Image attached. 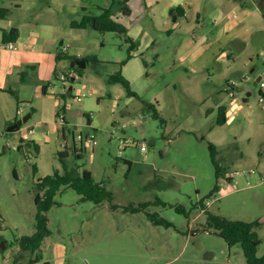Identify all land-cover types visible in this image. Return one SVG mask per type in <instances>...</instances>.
I'll use <instances>...</instances> for the list:
<instances>
[{"label": "rangeland", "instance_id": "rangeland-1", "mask_svg": "<svg viewBox=\"0 0 264 264\" xmlns=\"http://www.w3.org/2000/svg\"><path fill=\"white\" fill-rule=\"evenodd\" d=\"M123 1L115 0L113 13L136 43L130 60L125 35L71 26L101 15L112 0H0L10 9L0 20V264H248L239 245L210 227L209 215L259 220L257 257L264 256L263 19L234 36L263 0ZM223 26L234 31L219 37ZM2 28L17 30L24 50L52 54L57 78L48 62L17 65L19 46L5 49ZM58 54L67 59L57 62ZM75 60L89 62L79 72L71 68ZM119 72L134 96L110 83ZM220 106L228 110L223 126ZM29 113L18 131L7 132ZM28 129L39 154L17 150ZM81 140L76 162L105 182L111 203L62 190L47 213L50 236L39 251L22 252L20 239L35 233V184L62 172L58 153L67 150L72 164L70 150ZM124 140L130 144L121 154ZM144 203L150 205L139 210Z\"/></svg>", "mask_w": 264, "mask_h": 264}, {"label": "trees", "instance_id": "trees-1", "mask_svg": "<svg viewBox=\"0 0 264 264\" xmlns=\"http://www.w3.org/2000/svg\"><path fill=\"white\" fill-rule=\"evenodd\" d=\"M128 0L123 1L126 4ZM116 4L115 0H112L111 5L108 8L103 9V13L99 16H84L80 22H72L71 26L75 29H87L92 28L95 31L101 33H118L126 36V41L130 43V51L136 49V43L127 36L126 28L118 23L114 18L113 8ZM122 12L125 15H130V10L125 7L122 8ZM176 15L183 14L181 7L175 10ZM10 14V9L0 6V20H5ZM263 19H264V10H263ZM18 38V31L11 35L10 32H3V42L4 44L16 43ZM129 54L128 60H130L133 54ZM67 59L66 55L58 54L55 58L57 62ZM86 63L89 61L84 60ZM124 62L123 64H125ZM74 69V68H73ZM75 70V69H74ZM81 72V70H78ZM54 77L57 78V70H54ZM67 79L62 80L61 82L65 83ZM69 82L75 80V75L70 77ZM110 83L120 84L129 96H134V93L130 89L129 81L122 76V74L116 73L112 75L109 79ZM47 86L42 88L43 94L47 93ZM9 93L14 94L13 91ZM71 90H68L66 94H63V97L67 94H70ZM226 107L222 106L218 110V119L217 124L223 126L227 122V113ZM32 116V114H31ZM156 117H159L156 114ZM16 121H14L15 123ZM33 150L36 154H39L40 147L33 141H20L18 146V151H30ZM71 151V155L74 158V162L71 164L68 162L70 153L65 150L58 153L59 161L62 165V172L55 171L52 175L46 176L40 179L35 184V198L34 202L36 205V215H35V233L32 236L22 237L19 241V246L22 252L35 253L40 250L43 241L50 236V231L48 229V217L47 213L55 204L56 196L64 189H71L76 194L82 197L83 200L92 202L95 205H102L105 202L111 203L112 193L106 187L104 181L96 182L93 178L92 172L83 169L77 164V154L84 153V148L81 146L78 148L74 146ZM210 151L212 155V160L214 165L217 167V178L220 175V169L215 160L216 151L213 145H210ZM128 163L127 160H123ZM34 173H37V167H33ZM217 186L214 188L213 193L217 192ZM212 193V194H213ZM150 205V203H144L139 206V210L145 209ZM117 207L111 205V209H116ZM136 210V209H135ZM134 210V211H135ZM179 210V209H178ZM138 211V210H136ZM150 219L155 225L165 224L168 226L167 222L163 219H156L155 215H150ZM210 227L214 228L217 233L223 237L230 246L239 245L243 251L245 259L248 264H264V256L257 257V249L262 243V240L259 238L257 229L262 226L259 220L253 222H241V221H230L226 218L209 215L207 219ZM37 260L40 261V256H37ZM48 264V263H45Z\"/></svg>", "mask_w": 264, "mask_h": 264}, {"label": "crops", "instance_id": "crops-1", "mask_svg": "<svg viewBox=\"0 0 264 264\" xmlns=\"http://www.w3.org/2000/svg\"><path fill=\"white\" fill-rule=\"evenodd\" d=\"M258 7H259V9L256 12L255 11L246 12V14H245L246 16L244 18L245 21H242L241 24L238 25V27H240V28L242 27L243 30L240 31V29H239V31H235L234 32V36L235 37H243V36H245L248 33V31L253 28L252 21H257L258 22V21H260V19H263L264 0L260 3V5L258 4ZM181 9H182V12H183L184 9L182 7H181ZM263 21H264V19H263ZM2 30H3L2 31V35H3V32L6 31V29L2 28ZM228 30L234 31V26L233 27L232 26H223V27L219 28V30H218V36L220 37L223 34H227V31ZM19 36H18L17 41H16V45L19 46V49L17 48L15 50V51H17L16 57H15L17 59V61H18L17 62V65L22 64V62H25V63L28 62V63H34V64L35 63L41 64V63H44V62H48L49 63L50 73H51V71L53 69L52 63L50 62L51 58L53 57L52 54H47V53L45 54L41 50H37V51L24 50L23 47H21V45H24V43H21L22 38H21V40H19L20 39ZM197 50L198 49L193 50L191 53L189 52L190 54H189V57L188 58H190V60H191L190 62L191 63L193 62L194 58H197V57H194V55L197 53ZM7 66H8V64H7ZM10 71L9 72H5L2 75V78H3V81H4L3 83L6 82L7 76L10 73ZM220 107H222V106H220ZM220 107H218V110H219ZM224 107H226V106H224ZM226 113H227V116H228V110L227 109H226ZM10 117L11 116L9 114L6 115V119H10ZM9 124L10 125H13V122H10Z\"/></svg>", "mask_w": 264, "mask_h": 264}, {"label": "built area", "instance_id": "built-area-1", "mask_svg": "<svg viewBox=\"0 0 264 264\" xmlns=\"http://www.w3.org/2000/svg\"><path fill=\"white\" fill-rule=\"evenodd\" d=\"M5 49H7V50H15L16 49V45H15V43H8V44H6V46H5ZM62 80H65V78L64 77H62L61 78ZM261 87L262 88H264V83L263 82H261ZM226 91L229 93V95L232 97V98H234V96H235V84H233V85H230L229 83L227 84V89H226ZM24 111L22 110V109H20L19 110V113L20 114H22ZM31 134H33V130L32 129H28V131H27V135H23L22 136V138H21V140H23V141H27L29 138H28V136H30ZM81 142H82V140H81ZM95 143V142H94ZM121 143V146H120V153L122 154V152L125 150V147L127 146V145H129L130 144V141H127V140H124V141H121L120 142ZM96 144V143H95ZM143 150H144V148H142ZM17 150H18V147H17ZM0 153H1V151H0ZM226 182V181H225Z\"/></svg>", "mask_w": 264, "mask_h": 264}, {"label": "water", "instance_id": "water-1", "mask_svg": "<svg viewBox=\"0 0 264 264\" xmlns=\"http://www.w3.org/2000/svg\"><path fill=\"white\" fill-rule=\"evenodd\" d=\"M174 20H176V18H174ZM14 31H11L10 34L12 35ZM78 67L80 70L85 69L87 67V63L84 60H75L74 62L71 63V68H75ZM261 81V77H259L257 79V82L255 83V85L258 84V82ZM72 91V87H70V89ZM31 118V114H27L26 116H24L21 119H18L15 123H13V125H11L8 129L7 132H14V131H18L24 124H26ZM4 248V247H3Z\"/></svg>", "mask_w": 264, "mask_h": 264}]
</instances>
